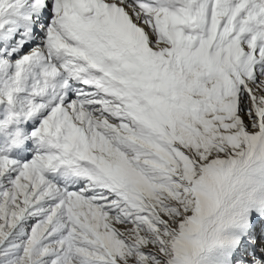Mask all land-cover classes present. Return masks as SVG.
<instances>
[{
	"label": "snow or ice",
	"instance_id": "snow-or-ice-1",
	"mask_svg": "<svg viewBox=\"0 0 264 264\" xmlns=\"http://www.w3.org/2000/svg\"><path fill=\"white\" fill-rule=\"evenodd\" d=\"M0 264H264V0H0Z\"/></svg>",
	"mask_w": 264,
	"mask_h": 264
},
{
	"label": "bare ground",
	"instance_id": "bare-ground-1",
	"mask_svg": "<svg viewBox=\"0 0 264 264\" xmlns=\"http://www.w3.org/2000/svg\"><path fill=\"white\" fill-rule=\"evenodd\" d=\"M25 127L27 128L28 124H26ZM32 147H34V145H32L31 140H28V143H26L22 147L13 149L11 151L10 155L14 158H17V159H19L20 156H24V157L30 159L32 152L29 149H31Z\"/></svg>",
	"mask_w": 264,
	"mask_h": 264
}]
</instances>
